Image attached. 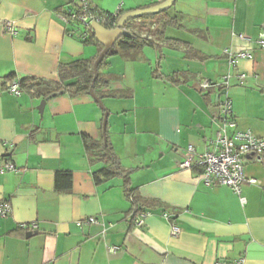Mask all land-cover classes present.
<instances>
[{"label":"crops","instance_id":"0c3cea01","mask_svg":"<svg viewBox=\"0 0 264 264\" xmlns=\"http://www.w3.org/2000/svg\"><path fill=\"white\" fill-rule=\"evenodd\" d=\"M89 1L123 13L164 0ZM77 3L0 0V21L17 29L12 36L0 25V164L14 167L0 171V205H9L0 216V264H264V161L244 163L243 174L256 182L243 181L239 194L204 184L195 166H178L188 145L201 153L214 139L226 99L238 129L264 136V48L255 43L264 0H176L167 13L178 25L163 33L185 45H166L162 53L143 46L98 68L108 81L99 92L113 95L100 100L109 140L130 170L136 212L121 177L93 179L105 164H90L84 149L82 136L97 140L103 118L91 95H55L40 110L44 98L7 89L11 78L55 80L60 63L97 57L98 46L79 37L81 26L59 13ZM225 48L253 57L231 66ZM227 74V86L200 89L201 81ZM60 170L71 173L67 191L56 188ZM140 211L149 214L136 226ZM30 223L36 227H21Z\"/></svg>","mask_w":264,"mask_h":264},{"label":"built area","instance_id":"2783aa9c","mask_svg":"<svg viewBox=\"0 0 264 264\" xmlns=\"http://www.w3.org/2000/svg\"><path fill=\"white\" fill-rule=\"evenodd\" d=\"M78 5V12H75V8H70L68 9V13L66 15L61 14V17L66 22L71 20H76L78 22V25L81 26V32L79 34L81 39H86V37H88L90 34L89 32L92 31L90 27L92 23H97L107 29H112L116 26L117 23L112 21L111 27L108 28L106 25L110 21L106 14L94 8L89 0H78ZM119 12L120 10H117L112 13L114 16H117ZM0 25L5 33L12 36L17 34V29L13 21L1 20ZM255 43L258 47L264 48V30L259 32L255 39ZM222 55L228 57L231 66H235L241 58L251 59L253 57L251 50H242L233 53L228 48L223 49ZM242 76V74L239 75V77ZM228 83L229 75L227 74L223 75L221 79L214 83L207 80L201 81L199 87L203 90L213 86L220 89L227 86ZM7 89L10 93L19 95L20 88L18 79L12 78L7 85ZM220 117V124L216 130L215 137L209 141V145L205 151L198 153L193 146L188 145L185 150V157L178 163V166L181 169H188L195 166L199 170L204 184L208 186L215 184L226 185L235 193L239 194L240 184L243 181L247 180L251 183L256 182L254 178L247 179L245 177L243 174V166L248 159H254L259 162L264 161V136H255L248 129H238L229 99L221 103ZM4 169H14V167L12 163L5 162L3 165L0 164V171ZM240 200L242 203L245 201L244 198H240ZM8 212L9 205L5 202L2 203L0 205V216H6ZM148 214L149 211H140L136 213V218L134 220L135 225L141 226L144 217ZM161 215L165 219L170 218L167 211H163ZM86 221L93 223L96 222V218L88 217ZM21 227L34 229L36 224H24ZM178 233L179 227L175 223H171V235L177 236ZM109 250L114 251L115 247H110ZM216 264L222 263L217 262Z\"/></svg>","mask_w":264,"mask_h":264},{"label":"trees","instance_id":"16d2710c","mask_svg":"<svg viewBox=\"0 0 264 264\" xmlns=\"http://www.w3.org/2000/svg\"><path fill=\"white\" fill-rule=\"evenodd\" d=\"M165 1V0H164ZM163 2V1H162ZM159 3H151L149 5H145L140 9H145ZM78 3L75 5V12H78ZM96 8V7H94ZM97 10H100L96 8ZM108 17V24L106 25L108 28L111 27V22L115 21L117 23L119 17L125 13L119 12L117 16H114L110 11H103ZM61 14H67L68 9L61 12ZM160 16V26L157 31H154L153 36L151 35H139L136 32L129 29L130 24L135 18L129 19L125 22L124 28L126 29L127 33L121 36L106 54V56L99 62L98 68L105 63V60L112 55L122 53L126 54L131 50H136L142 48L143 46H150L157 50L159 53H162V49L166 45H185L186 43L179 41L177 39H170L164 36V28L167 26H177L178 20L176 16H170L167 13V10H164L158 14L152 15H144L141 19H155L156 17ZM68 23L73 25H78L76 20H71ZM90 34L86 39H82L85 44L93 43L98 46V53L102 50V45L98 43L92 31L89 32ZM162 40L161 42H156V40ZM96 57L91 59H76L70 63H60L57 67V79L55 80H45L39 79L32 76H26L23 78L18 79L19 81V88L20 90L24 89L30 92L32 95L46 98L50 95H53L58 92L68 93L72 96L80 95V94H88L89 90L92 91L98 96L101 100L103 96H113V95H104L99 92V89L102 87H107L108 81L102 78L99 73L97 72L96 75L93 71V62ZM156 70H154L153 75L156 77H162L160 73L155 74ZM174 77V75H173ZM170 79L172 82L176 83L173 79ZM12 79V78H11ZM100 109L103 113L102 123L100 126L99 131V138L97 140L92 139L90 136L83 135V143L85 153L88 157L90 164L96 162H102L105 164L104 167L101 169L93 172V179L95 183L103 182L107 179L113 177H121L123 180V188L125 194L131 199L133 209L138 211L137 209V192L136 189L131 187L130 183V170L125 169L120 164V161L116 157L112 144L109 140V132L107 128V115L108 111L104 108L101 104H99ZM64 178L66 180V185H60L59 179ZM55 181H56V188L58 191H67L71 184V173L70 171H57L55 174Z\"/></svg>","mask_w":264,"mask_h":264},{"label":"water","instance_id":"95a60500","mask_svg":"<svg viewBox=\"0 0 264 264\" xmlns=\"http://www.w3.org/2000/svg\"><path fill=\"white\" fill-rule=\"evenodd\" d=\"M175 1L176 0H165V1H163L157 5H154V6L145 8V9H135L132 11H127L119 17L116 26L112 29H107V28H104L97 23H92L90 25V27L93 31L94 38L98 43H100L102 45V50L98 53L96 59L93 62V71H94L95 75L98 72L99 62L102 61V59L106 56V54L112 48L114 43L121 36H123L127 33L126 29L124 28V24L126 21H128L129 19H132V18L141 17L144 15L158 14L164 10H168L171 6H173ZM62 93L63 92H58V93H55L53 95H50L49 97L44 98L40 102L39 109L41 110L43 108L47 99H49L55 95L62 94ZM88 94L91 95L96 100L97 103L102 105L100 99L94 94L92 89L89 90ZM32 234H35V232L30 233L29 235H32Z\"/></svg>","mask_w":264,"mask_h":264},{"label":"rangeland","instance_id":"374dc122","mask_svg":"<svg viewBox=\"0 0 264 264\" xmlns=\"http://www.w3.org/2000/svg\"><path fill=\"white\" fill-rule=\"evenodd\" d=\"M160 21V16L156 17L155 19L135 18L130 24L129 29L139 35H151L154 37L153 33L159 29Z\"/></svg>","mask_w":264,"mask_h":264}]
</instances>
